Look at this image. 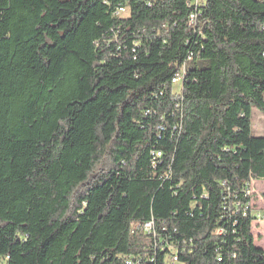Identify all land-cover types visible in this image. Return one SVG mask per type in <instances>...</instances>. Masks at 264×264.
<instances>
[{
	"label": "trees",
	"instance_id": "trees-1",
	"mask_svg": "<svg viewBox=\"0 0 264 264\" xmlns=\"http://www.w3.org/2000/svg\"><path fill=\"white\" fill-rule=\"evenodd\" d=\"M254 108L264 0H0V260L264 264Z\"/></svg>",
	"mask_w": 264,
	"mask_h": 264
},
{
	"label": "rangeland",
	"instance_id": "rangeland-1",
	"mask_svg": "<svg viewBox=\"0 0 264 264\" xmlns=\"http://www.w3.org/2000/svg\"><path fill=\"white\" fill-rule=\"evenodd\" d=\"M181 90V85L174 87L175 92ZM252 127L256 136L264 137V114L254 108L252 111ZM252 207L255 213L264 214V180H254L251 183ZM253 234L255 244L259 247L264 244V219L254 223Z\"/></svg>",
	"mask_w": 264,
	"mask_h": 264
},
{
	"label": "built area",
	"instance_id": "built-area-1",
	"mask_svg": "<svg viewBox=\"0 0 264 264\" xmlns=\"http://www.w3.org/2000/svg\"><path fill=\"white\" fill-rule=\"evenodd\" d=\"M119 14H126L127 13V9L124 8V7H121L119 9ZM195 18H196V15L195 14H192V16H190V23L193 24L194 21H195ZM186 71V65L184 64L181 69L179 71H177L175 73V75L173 76L172 78V84L173 85H182L183 83V72ZM160 153H158L159 155ZM248 194L251 195V190L248 192ZM251 206H252V203H251ZM253 208V207H252ZM254 214L256 215V219L254 220L253 222V227H254V223L260 221V219H264V214H258V213H255ZM143 229L144 231L148 232V233H151L153 232L155 234V225L154 223L151 221V222H147L144 224L143 226ZM261 247H264V244H262ZM168 261L170 262V264H177L178 262V256L175 254L171 257L168 258ZM0 264H3L2 260H0ZM126 264H133V261L131 259H127L126 261Z\"/></svg>",
	"mask_w": 264,
	"mask_h": 264
}]
</instances>
